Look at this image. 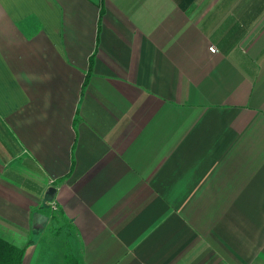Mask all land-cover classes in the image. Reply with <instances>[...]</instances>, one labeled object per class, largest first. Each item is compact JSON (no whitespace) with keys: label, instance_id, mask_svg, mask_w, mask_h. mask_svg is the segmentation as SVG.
Returning a JSON list of instances; mask_svg holds the SVG:
<instances>
[{"label":"crops","instance_id":"crops-1","mask_svg":"<svg viewBox=\"0 0 264 264\" xmlns=\"http://www.w3.org/2000/svg\"><path fill=\"white\" fill-rule=\"evenodd\" d=\"M0 233L22 264H264V0H0Z\"/></svg>","mask_w":264,"mask_h":264},{"label":"trees","instance_id":"trees-1","mask_svg":"<svg viewBox=\"0 0 264 264\" xmlns=\"http://www.w3.org/2000/svg\"><path fill=\"white\" fill-rule=\"evenodd\" d=\"M24 247L0 233V264H22Z\"/></svg>","mask_w":264,"mask_h":264},{"label":"rangeland","instance_id":"rangeland-1","mask_svg":"<svg viewBox=\"0 0 264 264\" xmlns=\"http://www.w3.org/2000/svg\"><path fill=\"white\" fill-rule=\"evenodd\" d=\"M45 250L47 251L48 248L45 247ZM53 250H54V252H53V262H54V264H57L59 255H60V253H62L63 246L60 245V244H57L56 246L52 245L51 246V251H53ZM65 264H68V263L66 262Z\"/></svg>","mask_w":264,"mask_h":264},{"label":"water","instance_id":"water-1","mask_svg":"<svg viewBox=\"0 0 264 264\" xmlns=\"http://www.w3.org/2000/svg\"><path fill=\"white\" fill-rule=\"evenodd\" d=\"M54 191V188L53 187H49L48 188V192L51 194L52 192ZM34 218L37 220V221H40V220H44L46 219V216L42 215L41 213H35L34 214Z\"/></svg>","mask_w":264,"mask_h":264},{"label":"built area","instance_id":"built-area-1","mask_svg":"<svg viewBox=\"0 0 264 264\" xmlns=\"http://www.w3.org/2000/svg\"><path fill=\"white\" fill-rule=\"evenodd\" d=\"M210 49L211 50H214V47L213 46H210ZM50 207H51L52 210L56 209L55 203L52 202Z\"/></svg>","mask_w":264,"mask_h":264}]
</instances>
